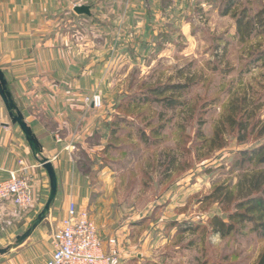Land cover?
I'll return each mask as SVG.
<instances>
[{
  "label": "rangeland",
  "instance_id": "rangeland-1",
  "mask_svg": "<svg viewBox=\"0 0 264 264\" xmlns=\"http://www.w3.org/2000/svg\"><path fill=\"white\" fill-rule=\"evenodd\" d=\"M227 1L205 0L176 20L169 16L173 10L167 13L169 18L158 12L154 25L146 27L145 35L150 30L152 36L141 43L131 29L111 28L105 43L100 27L95 25L94 32L77 28L81 52L89 55L90 41L93 60L110 55L103 61L104 89L91 95L81 91L82 98L99 95L101 106L95 110L118 113L123 119L112 126L118 132L109 133L108 141L116 148L102 154L103 160L88 163L93 174L101 167L112 173L102 178L101 213L124 230L110 237L117 239L118 247L124 248L122 235L132 231L130 243L146 241L147 258L159 264H255L264 248V238L251 232L249 224L234 221L242 230L221 237L211 223L214 215L228 221L233 210V202H219L222 195L215 196V189H235L240 175L263 167L238 154L258 143L257 129L230 128L225 115L234 104L253 112L248 122L264 120V55L258 54L264 51V31L241 36L236 30L242 11L248 10L247 17L255 15L264 10V0H232L229 12L223 14ZM177 83L186 86L164 95L182 105L164 108L159 102L134 99L154 86ZM240 136L245 139L240 141ZM218 138L223 147H218ZM114 210L117 216L110 218ZM53 231L35 246L33 264H43L52 252ZM97 232L99 236L98 227ZM19 234L0 235V248L11 245ZM19 247L0 255V261L4 263Z\"/></svg>",
  "mask_w": 264,
  "mask_h": 264
},
{
  "label": "crops",
  "instance_id": "crops-1",
  "mask_svg": "<svg viewBox=\"0 0 264 264\" xmlns=\"http://www.w3.org/2000/svg\"><path fill=\"white\" fill-rule=\"evenodd\" d=\"M204 2L0 0V68L24 120L42 145L44 155L51 160L57 178V192L49 214L20 249L0 264H33L31 254L35 246L43 238H50V230L59 225L70 208L88 211L96 221L104 249L110 237L124 231L115 228L114 221L101 213L104 192L100 187L102 178L112 174L110 168L101 167L93 174L91 164L88 166L95 159L103 160L102 154L107 153L104 150L109 142L107 128L112 113L85 107L81 94V91H86L85 95L101 93L104 89L101 79L106 64L103 61L110 55L105 53L101 61L93 60L95 50L87 46L90 41L86 44L89 55L81 52L76 43L78 26L93 32L95 25L100 27L104 37L97 39L105 43L110 40L111 28L113 32L115 27L124 31L131 29L135 41L141 43L152 36L150 30L145 35L146 27L154 25L159 13L167 17L173 10L169 16L176 20L194 5L200 8ZM78 5H89L91 15L76 14L73 9ZM91 30L88 32L92 35ZM18 160L28 166L34 203L30 211L21 212L10 200L0 202L2 237L25 231L47 199L49 181L46 171L32 156L23 133L11 123L0 99V180L19 167ZM117 213L114 210L110 218ZM126 232L122 235L124 248L119 245L122 264L158 263L147 258L146 241L132 245L129 241L132 231ZM50 255L51 251L43 264Z\"/></svg>",
  "mask_w": 264,
  "mask_h": 264
},
{
  "label": "trees",
  "instance_id": "trees-1",
  "mask_svg": "<svg viewBox=\"0 0 264 264\" xmlns=\"http://www.w3.org/2000/svg\"><path fill=\"white\" fill-rule=\"evenodd\" d=\"M231 3L232 0L227 1L225 8L222 11L223 14H227L229 12ZM247 11L248 10L245 8L240 17L236 19L237 33L241 36H250L252 33L263 32L264 19H262L261 16L264 14V10H260L255 15H251L249 17L246 15ZM258 54L264 55V51H261ZM255 58H257V56ZM185 86L186 85L183 83L154 86L143 95H139L138 97L134 96V99L136 101H142L143 103H147L149 101L159 102L164 108L182 105V101H178V99H175L171 95L166 96L164 94L170 90H180L185 88ZM243 101L246 102V99ZM116 107L118 108V105H116ZM241 108L242 107H236V105L230 104L228 107L230 114L225 115V123L228 124L230 128L238 127L239 130L246 131L249 126L250 130L257 129L258 134L256 139H258V143L248 149H242L238 152V154L243 156L244 161H256L255 163L257 165H262L263 167L244 172L240 175V178L235 185V189H224V187L221 186L215 189V196H219L220 194L222 195L219 202L221 204L229 203V201L233 202V210L229 211L226 216L228 221L225 220V217L214 215L211 223L214 231L219 233L221 237H224L233 231H241L242 228L238 227L234 223V221H238L240 224H249L251 226V232H255L258 237L264 238V140L259 141L262 137H264V120L260 121L259 119H256L251 123L248 122L254 114L252 111H247V109L244 110ZM238 112H240V114L238 115V118H236L235 114ZM111 116L112 118L107 129L109 130L110 135L112 134V136H114L118 130H113L112 126L115 124L117 125L120 120L122 121L123 119L119 117L120 115L118 113H112ZM222 123L225 124L224 120H222ZM110 135L109 138L112 137ZM214 138H216L217 141L216 135ZM238 139L242 141L245 137L240 136ZM217 143L218 147H223L224 145V142L221 139ZM113 148H116V145L109 141L105 146L104 152H109ZM214 194L212 196H214ZM152 264L158 263L155 262ZM255 264H264V248L259 253Z\"/></svg>",
  "mask_w": 264,
  "mask_h": 264
},
{
  "label": "built area",
  "instance_id": "built-area-1",
  "mask_svg": "<svg viewBox=\"0 0 264 264\" xmlns=\"http://www.w3.org/2000/svg\"><path fill=\"white\" fill-rule=\"evenodd\" d=\"M83 102L98 108L101 97L87 96ZM18 165L8 172L7 178L0 180V202L10 200L19 211L28 212L34 203L32 177L23 160H18ZM117 244L116 238H110L104 249L88 211L70 208L52 232V252L45 264H121Z\"/></svg>",
  "mask_w": 264,
  "mask_h": 264
},
{
  "label": "water",
  "instance_id": "water-1",
  "mask_svg": "<svg viewBox=\"0 0 264 264\" xmlns=\"http://www.w3.org/2000/svg\"><path fill=\"white\" fill-rule=\"evenodd\" d=\"M73 11L78 15H91L89 5H78L74 7ZM0 99L4 104V107L7 111L11 123L16 124L23 133L25 141L31 151L32 156L34 157L36 162L46 171L49 181V192L44 205L29 223L25 231L15 237V240L11 245L0 248V255H3L9 252L11 249L21 246L47 217L55 200L57 192V178L51 160L44 155L42 145L33 133L31 127L24 120L21 110L17 106L12 96L11 90L9 89L6 76L1 68Z\"/></svg>",
  "mask_w": 264,
  "mask_h": 264
}]
</instances>
